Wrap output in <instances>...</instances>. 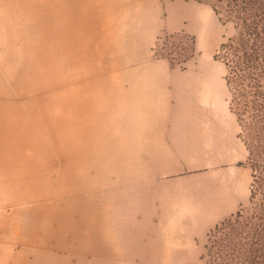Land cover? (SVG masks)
I'll use <instances>...</instances> for the list:
<instances>
[{"label":"rangeland","instance_id":"374dc122","mask_svg":"<svg viewBox=\"0 0 264 264\" xmlns=\"http://www.w3.org/2000/svg\"><path fill=\"white\" fill-rule=\"evenodd\" d=\"M232 1L0 0V264H49L50 230L51 244L58 245L54 256L62 264L76 262L72 250L82 249L87 238L74 243L71 231L88 235L92 218L89 235L97 241L104 206L106 212L113 211L120 197L147 194V179L163 182L164 189L179 185L184 194L224 181L225 166L213 170L222 154L201 153L205 149L189 153L172 145L171 129L177 123L142 121L154 112L133 95L138 85L132 79L138 76L132 70L137 68L204 67L217 77L208 96L197 90L192 107L183 92L181 108L170 101L163 108L168 118L185 116L179 135L195 130L200 138L217 135L219 142L225 135L227 155H238L237 178L245 201L230 217L208 226L207 264L223 259L221 248L231 231L221 229L224 221L238 230L258 222L264 195L260 191L250 200L248 151L239 152L236 146L241 126L236 117L232 122L225 117L231 113L230 95L221 81L227 74L223 60L237 58L240 45L239 31L231 22H238ZM177 2L187 5L188 13L200 12L206 18V42L213 52L199 53L198 38L187 31H168ZM216 10L229 22H221ZM230 38L233 42L220 54ZM165 94L175 97L173 89ZM235 108L239 110L238 102ZM191 116L194 123L188 122ZM147 129L165 130L167 154L156 149L150 156L139 153ZM160 161L165 170H148ZM51 201H56L54 216L67 213L68 221L52 225Z\"/></svg>","mask_w":264,"mask_h":264},{"label":"crops","instance_id":"0c3cea01","mask_svg":"<svg viewBox=\"0 0 264 264\" xmlns=\"http://www.w3.org/2000/svg\"><path fill=\"white\" fill-rule=\"evenodd\" d=\"M186 6L182 2H177L172 7L168 31L173 33L187 31L198 38L199 53L213 52L212 45L206 42V27L208 25L206 18L200 12L188 13L187 10L190 9L185 8ZM186 20L190 23L188 26L185 25ZM132 71H135L133 74L138 76L132 79V82L134 83L135 79L138 85L137 93L133 95L143 101L139 103L140 105L151 106L154 112L151 117L146 116L142 121L155 124L177 123L176 129H171L175 140L172 145L186 148L189 153H197L196 149H205L201 153L222 154L224 157L215 163L216 167L213 170L225 166L221 172L225 176L224 181L216 183L211 188H206L205 190H209L208 192L204 190L203 192L194 191L184 194L179 185L164 189L163 182L155 183L154 179H147L146 187H150V193L130 196L129 200L120 197V200H115L116 205L113 211L106 212L104 206L97 221V241L89 235L93 232L92 218L88 220V235L83 236V233L71 231L74 243L78 240L82 243L83 238L87 239L85 244H82V249L72 250L77 261L66 260V264H207L204 241L208 226L230 217L245 201L244 186L237 178L238 155L231 153L229 156L227 155L228 145L225 135L221 136L220 142L217 135H214V138L210 135L200 138L194 134L195 130L192 134L189 133L184 137L179 135V124L186 122L185 116L178 114L168 118V115L163 114V108L168 101L174 102V106L181 108L183 104L179 100V96L181 97L183 92L187 96L184 98L185 103L192 107L195 104L194 98L197 96V90H204V96H208L207 91L212 80L217 81V77L215 73L204 67H190L187 71L172 67L137 68ZM226 75L221 76V81L225 93L230 95L228 108L231 114L225 115V117L231 122L236 117V121H238L237 116L231 110V91L227 85ZM168 89H173L175 97H166L165 90ZM188 122L194 123L195 118L191 116V121ZM205 129L209 134L211 128L208 126ZM165 134L163 129L154 132L147 129L144 133V146H140L139 153L150 156L157 154L153 150L156 149V151L165 154L166 150H169ZM231 135L233 136V134ZM239 137L242 141H238L236 146L237 150L241 152L242 148L246 149V147L240 134ZM230 140L232 142L233 138ZM136 147L138 149V145ZM225 155L228 157L226 158ZM148 160L149 158H147V162L150 163ZM160 162L155 167H148V170H165L162 165L164 161ZM115 198L118 199V197ZM55 208L56 201H51L50 222L52 225L58 220L60 222L68 221L70 216L67 213L54 216ZM68 211H71V208H68ZM78 234L82 235L79 237ZM53 236L50 230L49 264H62L63 261L54 256L58 245L51 244ZM88 254L92 255L91 260L86 259Z\"/></svg>","mask_w":264,"mask_h":264},{"label":"trees","instance_id":"16d2710c","mask_svg":"<svg viewBox=\"0 0 264 264\" xmlns=\"http://www.w3.org/2000/svg\"><path fill=\"white\" fill-rule=\"evenodd\" d=\"M232 4L238 21L231 19L239 31L240 45L236 47L239 55L232 62L223 61L231 91V110L240 123L252 167L250 200H253L260 191L264 195V0H233ZM216 12L221 22H229ZM232 42L230 38L222 44L220 54ZM236 102L239 110L235 108ZM225 222L221 229L231 231L225 235L228 237L221 248L220 264H264V211L258 222L246 226L245 230H238L230 221Z\"/></svg>","mask_w":264,"mask_h":264}]
</instances>
